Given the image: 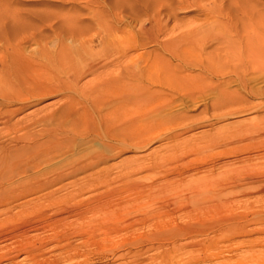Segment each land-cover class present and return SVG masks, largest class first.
Masks as SVG:
<instances>
[{"label": "bare ground", "instance_id": "1", "mask_svg": "<svg viewBox=\"0 0 264 264\" xmlns=\"http://www.w3.org/2000/svg\"><path fill=\"white\" fill-rule=\"evenodd\" d=\"M244 1L247 0H209V6L207 5L208 7L206 10L208 14L213 18H216V20L213 21V28L210 29L208 33H205H207L208 39L216 42V53L204 54L203 47H196L198 48L196 49L194 47L195 44H185L186 42L184 43L181 40V43L183 42L182 45L175 46L173 44L174 46L171 47L172 43L176 42V40L167 41V39H165V41L161 43V47H163L164 50L167 51V54H169V58H166L167 60L163 59L166 64L160 65V58L157 59L158 61L156 60V52L152 53L155 56L154 58L149 55V51H146L147 55H149L148 59L145 60V63L138 74H134L130 69V64L132 62V56L129 53L131 47V40L129 39L131 38V36H129L130 34H127L129 38L126 37L125 34L124 37L120 35L121 31L117 33L115 30L112 31L109 29V27H107L109 24H104V26L108 28L105 27L107 30L103 28L105 30V32L102 31L104 34L98 35L88 41H80L81 39H77V37L80 36V30L78 31L77 29L78 32L75 31V26H78L76 24L78 20L77 18L76 21L74 20L75 18L73 19L75 21L73 31L69 30V28L66 29L67 27L65 23L67 20H64L65 23L60 22L61 24L56 26H51L52 24H50L51 28L47 31L39 30L36 27H34L36 29L32 32H28L30 29L26 31L27 29L21 30L22 28H19L20 30H18L16 27H7L4 31H0V124L2 125V128L0 129V153L4 156V159L0 157V168L4 166L3 164L6 163L7 159L9 161V159H12L10 157L14 156V163L16 162L15 166H9L10 168L6 165L5 166L13 171L11 176L22 174L20 175L21 177L15 180L13 179L14 176L8 178L7 186L2 184L4 181L2 183L0 182V207L7 206L6 209L0 210V226H2V224H6L7 226L18 220L23 221L22 223L24 225L30 224L34 220V216H32V219L31 214L35 215V217L39 216L43 218L48 216L47 211L49 210H53V213H55L61 210L60 208L62 205L69 204L67 203L68 198L73 200L77 195L86 192V190L93 191L95 192L94 194H97L98 196H94L95 198L93 199L76 201L75 203L70 201L72 204L71 213L72 216H75L76 220L84 219L85 221V219H87L92 222L95 215L98 214L104 219V223H110L105 222L106 219L111 221V224L114 226V224L120 220V217H123L122 215H124V221L121 220L122 222L120 221L118 223L121 224L124 222V224L121 225L125 228H131L138 224L146 225L147 227L149 226L150 230L142 234L140 233L139 239H147L161 235H178L182 237L196 236L207 234V232L220 231L224 225L234 222L235 219L238 218L236 215L238 212H231L232 214L234 213V216L236 215V217L232 218L233 215L230 213L228 217L229 213L227 214L228 211L226 212L225 209L228 206L233 208V206H231L232 203H236L234 195H241L252 190L264 192V164H244L239 167L229 168L230 172H228L231 173V176L227 175L229 176L228 178L224 177L223 174V177L220 175L218 178L208 179L203 176V178L199 179L197 177V180H192L191 178L189 181H194V187H188V189H186L187 191L184 190V192L179 189V192L181 191L180 193L176 192L177 189L174 191L175 188L171 190V180L162 184L154 181L146 182L142 179L134 178L136 173H139L144 169L146 170L147 166L144 164L143 160H131L127 163L123 161V164L121 163L122 165L120 166L117 165L116 168L113 166L110 167L109 165L102 167L99 166L101 164H106L109 160L114 158L117 153L125 152L130 147L142 148V146L149 142V140L153 139L154 136L161 134L160 127L166 121L156 118V116L155 118L152 117L154 119L150 121V116H153L154 113L157 112H155L157 108H154V113L149 116L150 118L148 117L149 119L147 118V113L149 114V112H152L149 110L154 106H159V99H163V97L168 94L164 92V90L170 91L171 95L169 96L173 98L176 95L189 94L188 89L192 90L194 93L196 92L198 88L196 89L194 86L195 89L192 88V78L194 80L195 78H199L197 80L199 83V80L201 79L205 81L213 78L221 79V81L219 80L220 82H222V79H226L227 82V80H233L232 78H237L242 81L248 76L251 78V76L255 74L256 77L261 76V73L264 74V12H262L263 15L257 14L258 11H256V9H258L259 6L257 7L256 5L254 9L253 6L251 8ZM176 2V8H182L185 6L184 4H186L185 7H188V5L201 7L203 0H177ZM114 3L115 2H111L110 4L114 5ZM164 4L166 5V3ZM113 5L111 9L113 8ZM204 5L205 3L203 6ZM168 8L169 10L166 11L167 13H169L168 11H174L175 13V7H173L171 3L167 9ZM252 9L257 12V15ZM0 13L2 15V11ZM167 13L163 14L164 17L165 15H168ZM155 14L156 15H153L152 17L149 16L148 18H145L146 22H143L144 24H140L142 20L139 22L141 29H143L142 31L145 32V34H150V41L153 42L155 40V43L153 44L157 43L156 39H158V35H154L152 32L153 30H156L155 33L157 34L160 32L163 20L162 17H160V12ZM208 14L206 15L208 16ZM168 16L169 18L171 17L170 13ZM110 17L107 18L108 21ZM208 17L205 18L208 20ZM131 18L133 17H130V21ZM104 19L106 20V18ZM172 19L175 20L174 18ZM73 20L70 22L74 25L72 22ZM99 21L102 22L101 20ZM66 24H68V22ZM134 26H136V24ZM141 34L143 35L142 32ZM51 38H54L56 41L55 49H49L47 47V43ZM96 38L98 39V43L107 60L102 62V64L97 62L93 63V61L92 64L87 67L84 66L83 69L79 66L77 67L76 64H79L80 62L76 63L74 61L76 58L72 59L68 55L67 51L70 44H68L69 41L67 40H70V42L77 41L80 46H85V44H87L91 47L92 42ZM205 38L206 37L203 36L199 44L204 46L202 39L205 40ZM27 43H32L36 46V53L26 54L24 46ZM148 43L150 42L148 41ZM192 43H194V41ZM144 45L142 47H144ZM31 49H33V47ZM71 53L73 52L71 51ZM90 54L87 53L85 56L87 57ZM145 54L144 57L146 56ZM142 55L143 54H141V56ZM93 56L94 55H92L91 58H93ZM113 56L114 58L111 59ZM173 60L177 62L172 63ZM108 65L114 67L115 70L118 71V74H113L114 71L109 70L106 74L104 73V77L98 76L102 77L101 81L98 84H96V82V85L94 86L91 85L90 87L92 88L89 89L79 85V80L83 75L95 74L99 67H105ZM188 68H192L198 72H196V75L192 74V76L186 71ZM132 76H134L135 79L138 78V84H132L131 80L129 81V78ZM195 81L193 82L195 83ZM211 82L212 81H210L209 86H211ZM218 82L216 80V84ZM202 86L204 85H201V87ZM203 89L204 88L202 87V90ZM228 93L227 90V94L226 92H222L219 95L217 94V97L213 101H210L212 105L210 106L221 108L235 102V97L233 98V95ZM190 95H188V97ZM52 97L57 98L53 103H47L46 105L19 116V114L27 108L44 99ZM244 99L245 98H243V100ZM165 102L166 101H163V104L161 105H164ZM89 112H91L90 114L93 117L89 119L91 125H88L91 128L88 132H91L94 136V140H96L95 142L100 144V148L97 149V147L86 152L79 149L82 152L80 153L78 151L79 153H77L78 155L76 154V157H74V155V158H65L66 153L74 146L71 145L73 140L80 138L85 134L84 131L86 132V130L84 129H86L87 126L85 124L86 120L84 119V114L86 115ZM174 120L178 119L175 118ZM178 122L180 121H177V123ZM173 133H169V135H171L170 137H177V135ZM240 135L241 134H239V136ZM250 135L252 134H249V136ZM262 135V133H256V135L243 139L245 144H240V148H238L237 151L235 150V152L245 150V146L247 148L250 147V149H256L260 144H263L264 146V137L262 138ZM161 137L164 139L163 135ZM239 141L233 140L230 144L242 142L240 139ZM227 144L228 143H222L221 145L220 143V145L224 147H226ZM217 145L219 147V143ZM185 146H188V144ZM117 149L118 151L115 152L114 150ZM56 157H59L57 158L59 160L56 161ZM159 160L161 161V159ZM236 160H238V158ZM151 161H153L151 167L157 164L155 160ZM114 169L116 170L114 171ZM9 170L7 171L9 172ZM150 170L153 169L150 168ZM26 172L29 174H25ZM167 172H165V174ZM84 173L88 174V176L86 175L87 180L84 183L74 181L76 179L69 182L72 184L70 187H75L73 188L75 192L72 195H69V192H64L63 195H59L61 192L67 190V186H65L66 180L75 178L78 174ZM210 174L211 173H209L208 176H210ZM180 180H178V183ZM186 185L188 184L186 183ZM228 187L233 189V192H225L224 190H227ZM102 188L106 189V191L99 190ZM181 188L184 189V187ZM102 193L107 195L105 199L103 198L104 196L101 197ZM35 194L40 195L23 200L26 197ZM56 194H58V196H56ZM115 195H117V197ZM18 200L23 201L18 205L19 210L15 213L13 211L15 205L13 206L12 204ZM257 205L260 204L257 203ZM260 206L261 208L254 213H258L262 216L264 213V206H262V204ZM241 208L244 209V207ZM88 214H90L91 217L93 216L92 221ZM224 214H226L227 217H225L226 215ZM257 217H259V215ZM95 218L98 219V217ZM52 220L51 224L49 223L42 227H51L50 231L53 230L54 232H59L66 227L67 229H74L73 231L77 232L79 229L84 228V226L80 227L75 225V222L66 221L65 216L64 218L59 217ZM263 220L264 219H262V221ZM6 226L4 228L1 227L2 229L0 230V262L2 260L9 261L14 259L17 256L15 248L21 247L20 250L30 256V259H28L31 264L38 263V258H36L35 254L40 251L41 247L32 243L35 239L31 240V237H29L30 235H26V232H19L18 229L20 227L18 226ZM115 229H117V227ZM23 230L25 231V229ZM225 230L224 233L227 231ZM67 231L66 229L64 232L61 231V234H63H57L56 237L58 239L67 237ZM114 231L116 232V230ZM8 241L10 242L9 245L5 243ZM254 243H252V245H256V243ZM11 245H13V247H11ZM66 245L70 246L71 244L69 243ZM198 249H200V247ZM251 253L253 254V252ZM253 257H256L257 259L260 255H255ZM248 260L251 261L252 259L250 258ZM51 261L52 260H50V263ZM195 262L196 260L191 259L186 263L194 264ZM222 262L223 264L225 263L224 261Z\"/></svg>", "mask_w": 264, "mask_h": 264}, {"label": "rangeland", "instance_id": "2", "mask_svg": "<svg viewBox=\"0 0 264 264\" xmlns=\"http://www.w3.org/2000/svg\"><path fill=\"white\" fill-rule=\"evenodd\" d=\"M176 1L177 0H1L0 6H1L2 15L0 13V31H4L7 27H16V29L18 30H20L21 28H22L21 30L27 29L26 31L30 29V31L28 32H32L36 28H38L39 30L47 31L51 28V26H56L58 24H61L60 22L65 23L66 20L68 22V24H66L67 22L65 23L67 27L66 29L69 28V30L73 31L74 26H75V21L77 18L78 20L76 24L79 27L75 26V29H76L75 31L78 32L80 30L79 31L80 36L77 37V39L78 40L81 39L80 41H88L98 35L104 34L103 33L105 32L104 29L109 27V29H111L112 31L115 30V32L117 33L121 31L122 33L120 32V35L122 36H124V34L128 38L129 36H131V38H129L131 40L130 41L131 47H130L129 53L132 56V62L130 64V69L132 70V72H134V74L139 73V71L141 70V67L144 65L145 60L148 59L149 55L155 58L154 54H152L155 52L157 54V55L155 54L156 60L160 58L159 59L160 65L166 64L165 60L169 58V54H167V51H165L164 48L161 47L162 46L161 43H163L165 39H167V41L174 40V39L176 40V42H174L175 40L173 41L174 43H172L171 47H173L174 45L179 46V45H182L183 42L184 43L186 42L185 44H188V43H191L193 45L195 44L194 45L195 48L203 47L204 54L214 53V52L216 53L217 52L216 42L208 39L207 37L208 31L213 28L212 26L213 21L216 20V18H213L212 16H210L206 10L207 7L209 6V0H205V2L203 0V3L201 2L202 3L201 7L194 6V5L193 6L188 5V7H185L186 4H184L185 6L182 8H176L177 6ZM111 2H115L114 5L110 4ZM244 2L248 4L251 8L253 6L254 9L256 5L257 7L259 6V8L256 9L258 13L255 10L253 9L252 10L255 14L257 13V14L263 15L262 12H264V0H247ZM164 3H166V5ZM170 3L171 5H173V7H175L174 10L176 11L175 13L174 11L173 12L168 11L171 16L169 18L168 16L169 13H167L166 11L169 10V8L167 9V7L170 6ZM204 3L206 6L205 5L203 6ZM112 5H113V8L111 9ZM158 12L161 13L160 17H162L163 19L162 28H160V32L158 34L155 33L156 30H153L152 33L154 35L155 34L158 35L157 36L158 39H156L158 44L157 43L153 44L155 43V40L153 42L150 41L149 39V37H151L150 34L148 33L145 34V32L142 31L143 29H141L140 24L141 23L144 24L146 22L145 18H148L149 16L152 17L153 15H156L155 13H158ZM166 13L168 15L167 16L165 15L164 17L163 14H166ZM206 14H208L209 17ZM100 17H103V18H100ZM109 17L110 19L108 21L107 18ZM130 17H133L131 18V21H130ZM205 17L206 18L208 17L210 20L209 19L207 20ZM104 18H106L107 21ZM172 18H174L175 20H173ZM71 20H73L72 22L74 23V25L70 22ZM99 20L101 21L103 20L104 23L103 21L100 22ZM141 20L142 22H140ZM163 23H166V24H163ZM50 24L52 25L50 26ZM104 24L106 25L109 24V25L106 27L104 26ZM135 24L136 26H134ZM138 24H139V27H138ZM81 26H83L84 28ZM27 27H30V28H27ZM141 32L143 33V35L141 34ZM127 34L128 35L130 34V35L127 36ZM170 36L173 38H171ZM203 36L206 38L205 40L202 39L203 42L202 41L201 42L204 44L205 47L199 44ZM146 39L150 43H148ZM180 40L183 42L181 43ZM67 41H69L68 44H70L68 47V51H67L68 55L72 59L76 58L74 59L76 63L77 62L83 63V64L77 63L78 64V65L76 64L77 67L79 66L80 68L83 69L84 66L87 67L88 65L92 64L93 61H94L93 63L97 62V63L102 64V62H105L107 60V58L103 54V51L98 43L97 38L92 42L91 47H89L87 44H85V46H80L77 41L76 42L75 41L70 42V40H67ZM193 41L194 43H192ZM55 44H56L55 39L51 38L49 42L47 43V47L49 49H55V46H56ZM143 45L144 47H142ZM24 47L26 49L25 50L26 54L36 53L35 52L36 46L34 44L27 43ZM32 47L33 49H31ZM77 49H80V50H77ZM71 51L73 53H71ZM146 51H149V55H147ZM27 52H30V53H27ZM76 52H78L79 54ZM85 53L86 54L92 53V54L86 57ZM71 54H73L74 56ZM141 54L143 55L141 56ZM144 54L146 55L145 57H144ZM92 55H94L93 58H91ZM82 58L84 61L82 60ZM84 58L85 59L87 58V59L85 60ZM113 58L114 56L111 59ZM79 59L82 61H80ZM176 62L177 61H174V60L172 61V63H176ZM191 69L192 68H188V70L186 71L190 73L191 75L192 74L196 75V72L198 71L194 69L191 70ZM109 70L114 71L113 74L114 73L118 74V71L115 70V68L110 65L105 66V67H99L95 74L83 75L79 80V85L85 87L86 89L92 88L90 86L91 85L94 86L98 84L101 81V78L104 77L105 74L109 72ZM98 76H102V77H98ZM137 79L138 78L135 79V77L132 76L129 78V81L131 80L132 84L133 83L138 84L139 81ZM192 79H191V82L193 83L192 88L193 89L198 88L195 92L196 94L192 92V90L188 89L189 94L176 95L175 97L172 98L171 96H169L171 95V92L164 90V92L168 94H166L163 97V99L162 98L161 99L163 101H166L165 103L167 104L164 103V105H161L163 104V101L159 99L158 101L159 106H154L153 108H151L149 111H152V112L148 111L149 114L147 113V118L150 115H153L152 113H154L153 112V110H155L154 108H157L155 112L156 111L158 112V113L157 112L154 113L153 116H150L151 118L149 117L150 121H152L155 118V116L156 118H160L166 121L160 127L161 134L157 135L158 137L154 136L153 139L149 140V142H147L144 146H142V148L130 147L125 152L117 153L118 155L116 154L114 158L109 160L106 164H101L99 167L109 165L110 167L113 166L116 168L117 165L118 166L122 165L123 161L127 163V162H130L131 160L135 161V160L140 159L144 161V164L147 166V168L146 170L144 169L141 172L136 173L134 178L136 177V179H142L146 182L154 181V182H159L162 184L171 180L170 181L172 182L170 186L171 190L175 188L174 191L177 189L176 192L180 193L181 191L184 192V190L188 189V187H194V184H195L194 181H191V182L189 181L191 180V178L192 180L193 179L197 180V177L198 179L203 178V177L209 179V178H216V177L218 178V176L220 175L221 177H223L224 175V177L228 178L229 176L227 175L231 174L229 173L231 168L239 167L244 164H253V163L254 164L259 163L263 165L264 164L263 144H260V146L258 145L256 149L255 148L250 149V147L247 148L245 146L244 147L245 150L239 151L240 153L235 152V150L237 151V149L240 148L241 145L245 144L243 139L247 137L256 135V133L257 134L262 133L263 134L262 138L264 137V74L261 73V76H257V77L255 74V75H252L251 78L250 76H248L245 80H242V81L237 78H232L234 81L227 80L226 82V79H222V82H220L221 79L213 78L211 80H205V81L201 79L202 81L199 80L200 81L199 83L197 81L199 78H195V80L197 81L196 82L193 79V81H195L196 83L195 84L192 81ZM216 80L217 82L219 80L220 81L216 84ZM210 81H212L211 82L212 87L209 86ZM201 82L202 83L205 82V83L202 84ZM201 85H204V86L206 85L205 86L206 88L202 86L204 88L202 90ZM221 85L224 87V89ZM227 90L229 92L228 94L233 95V98L235 97L234 99H236V101L233 102L232 104H228L227 106H224L221 108L211 107L212 105L210 101L211 100L213 101L217 97L216 96L217 94L219 95L222 92L223 93L226 92L227 94ZM188 95L190 96L188 97ZM239 96H240V99H239ZM243 98L245 99L243 100ZM56 99H57L56 97L44 99L41 102L24 110L21 114H19V116L24 115L32 110H35L36 108H39L43 105H46L47 103H50V102L53 103V101H56ZM90 113L91 112L87 113L86 115L84 114L85 116L84 119L86 120L85 124L87 128L85 127L86 129H84L86 130V132L84 131L85 133L83 135L84 137L81 136L83 139L80 137V138H76L78 140L76 139L73 140L71 145H74L75 147L73 146L74 149L71 148L70 151L66 153L65 158H74L78 155L77 153L79 152L80 153L82 151L86 152L88 150H91L97 147H98L97 149L100 148V144L98 142H95L96 140H94L93 138L94 136L91 134V132H88V130L91 128L88 125V124L91 125L89 119L93 117L91 116ZM167 117L169 120L167 119ZM173 118L174 119L176 118L178 120H174ZM177 121H180V122L177 123ZM1 128H2V125L0 124V129ZM171 132L172 133L174 132L173 134H176L177 137L171 138L170 137L171 135H169V133L172 134ZM239 134L241 135L239 136ZM249 134H252V135L249 136ZM162 135L164 136L163 137L164 139H162L161 137ZM239 139L242 140V142L237 143L238 145L230 144L231 141L233 140L239 141ZM186 143L188 144V146H185L187 145ZM218 143H219V147L217 145ZM220 143L221 145L222 143H225V144L228 143V144L226 147H224V146H221ZM79 149L82 151H80ZM166 150H169V151H166ZM114 151L117 152L118 149ZM0 157L4 159V156L1 153H0ZM10 158L12 159H9V161L7 159L6 163L3 164L4 166L2 165L3 167L0 168V182L2 183L4 181L2 183L4 186L5 185L7 186L8 178H12V176H14V175L11 176V174H13V171L9 170L8 168L12 166L14 167L16 162L14 163L15 161L14 156H11ZM57 158L59 157H56L55 159L56 161L59 160ZM237 158L238 160H236ZM159 159H161V161ZM151 160H155V162L157 163L153 167H151V164L153 163V161ZM162 162H163V165H162ZM5 165L8 166V168H6ZM150 168H152L153 170H150ZM160 168H162L165 171H163ZM7 170H9V172ZM115 170L116 169H114V171ZM28 172L31 173L30 171ZM28 172H26L25 174H29ZM165 172L167 173L165 174ZM209 173H211L210 176H208ZM20 175L14 176L13 179L15 180L21 177ZM86 175L88 176L87 173L78 174L75 178L66 180L65 181L66 183L65 182L64 183H65V186H67V190L61 192L59 195H63L64 192L65 193L69 192L68 194L72 195L75 192V190L73 189L75 187H70L72 184H70L69 182L76 179L74 181L78 183H84L87 180ZM160 175L164 177H161ZM178 180H180L179 183H178ZM186 183L188 185H186ZM172 185H175V186H172ZM176 185H177V188H176ZM183 185H186V186H183ZM181 187H184V189H182ZM179 189H181L180 192H179ZM99 190L106 191V189H103V188ZM224 191L233 192V189L228 187L227 190H224ZM94 193L95 192L93 191L86 190V192L82 193L81 195H77L75 199L72 198L73 200H70L68 198L67 203L69 204L62 205L60 208L62 212L61 210H59L60 212L57 211L55 212L56 213L55 214L53 213V210H49L47 211L48 213L46 212L48 216H45L43 218L39 216L35 217V215L31 214V218L32 216H34V220L30 224L24 225L22 223L23 221L18 220L19 222L14 221L12 222V224H9L7 226L15 225L16 227L17 226L20 227L21 229L20 228L18 229L19 232H26V235L28 236L30 235L29 237H31V240L35 239L32 243L42 248V249L40 248V251H38L35 254L36 258H38L37 259L38 263L36 264H53V263L54 264H180V263L187 264L186 262H188V260L190 261L191 259L196 260L194 264H223L222 261L225 262L224 264H226V262L227 264H246L247 262H248L247 264H264V256H263L264 255V230H263L264 220L262 221V219H264L263 217L264 213L262 214V216L258 213H254V212H257L259 208H261L260 206L261 204L262 206H264V201H263L264 192L262 191L260 192V191L252 190L250 192H247L241 195L240 194L234 195L235 202L238 204L232 203L231 206H233V208L228 206L227 207L228 209L226 208L225 211L226 212L228 211L227 212V214L229 213L228 217L231 212L233 211H235V213L238 212V214L236 213L238 218H236L234 222H230L229 224L224 225L223 228L221 227L222 228L221 230H223L224 228L227 230L226 231L224 229L226 231L225 233H224V230L223 231L220 230L216 232H209V233L207 232V234H201V235H196V236L193 235V236L182 237L178 235H172V236L161 235V236H155L157 238L150 237L147 239H139V235L140 233L142 234V233L148 232L150 230L149 226L147 227L146 225L138 224L131 228H125L122 226L124 222L121 223L122 225L118 223L121 220L124 221L125 219V218L123 219V217H125L124 215H122L123 217H120V220L117 221V223H115L116 226L115 224L113 226V224H111L112 222L106 219H105V222L107 223L110 222V223L109 224L104 223V219L101 217V215H98V214H96L97 216L95 215V217H98V219L94 217V220L92 219L93 216L91 217L90 214H88L91 217V221L93 220L92 222H90L87 219H85V221L84 219L76 220L75 216H72V213H71L72 204L70 201H73V203H75L76 201H80V200H88L91 198L93 199L95 198L94 196H98L97 194H94ZM37 195H40V194L28 196L23 200L30 199ZM56 196H58V194H56ZM106 196L107 195L105 193H102L101 195V197H103L104 199L106 198ZM115 196L117 197V195ZM23 200H18L12 204L13 206L15 205L13 209L15 213L18 212L19 210L18 205ZM197 200H200V199H197ZM256 201L260 205H257ZM241 207H244V209ZM6 208L7 206H2L0 207V210H4ZM236 215L235 216L233 215L232 218L236 217ZM250 215H252L253 217ZM258 215L259 217H257ZM64 216H65L66 221L68 222L71 221L73 223L75 222L74 223L75 225H78L80 227L84 226V228L79 229L77 232V231H73L74 229H67L66 227L65 228L66 231L68 230L66 232L67 237H64L62 239H58L56 236L57 234L62 235L63 233L61 234V231L64 232L65 229L59 232H54L53 230L50 231L51 227L43 228L47 224L49 223L51 224V221H53L52 219H57L59 217L64 218ZM225 217H227V215ZM250 217H251V220H250ZM252 219H254L255 222ZM19 225H22V226H19ZM119 225H121L122 227ZM5 226L6 224H2V226H0V230L2 229L1 227L4 228ZM116 227L117 229H115ZM23 229H25V231ZM113 229L116 230V232ZM123 229H126V230H123ZM254 242L256 243V245H252V243ZM5 243L9 245L10 242L8 241ZM69 243L71 244L70 246L66 245ZM11 247H13V245H11ZM199 247L200 249H198ZM20 249L21 247L15 248L17 256L14 259L9 260V261L2 260L0 264H15V263L16 264L17 263L18 264H26V263L29 264L30 256ZM251 252H253V254ZM254 254L260 255V257L256 259V257H253L255 256ZM250 258L252 259L251 261L248 260ZM50 260H52L51 263H50Z\"/></svg>", "mask_w": 264, "mask_h": 264}]
</instances>
